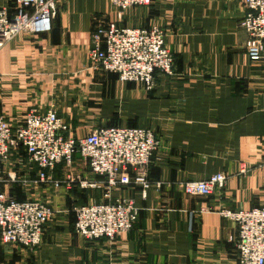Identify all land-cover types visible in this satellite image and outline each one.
Masks as SVG:
<instances>
[{
    "label": "crops",
    "instance_id": "obj_1",
    "mask_svg": "<svg viewBox=\"0 0 264 264\" xmlns=\"http://www.w3.org/2000/svg\"><path fill=\"white\" fill-rule=\"evenodd\" d=\"M12 5L0 0V7ZM245 12L242 0H154L124 10L108 0H59L49 32L19 33L0 49V115L9 124H21L32 107L44 111L55 103L74 136L103 126L150 128L160 144L147 178L161 182L145 198L139 184L118 186L113 194L139 208L136 222L113 239L86 240L74 230L73 207L102 200V191L35 183L38 168L24 153H9L0 175L18 180L2 188L54 213L34 250L0 242V264H238L237 227L222 211L264 206V59L251 61L245 52L247 33L238 26ZM100 20L160 26L173 75L156 71L146 91L91 69L90 31ZM68 172L93 178L78 154L72 167L59 163L51 174L64 179ZM216 172L226 174V183L209 196L180 187Z\"/></svg>",
    "mask_w": 264,
    "mask_h": 264
},
{
    "label": "built area",
    "instance_id": "obj_2",
    "mask_svg": "<svg viewBox=\"0 0 264 264\" xmlns=\"http://www.w3.org/2000/svg\"><path fill=\"white\" fill-rule=\"evenodd\" d=\"M119 10L131 6H149L154 0H108ZM59 0H13L12 9L0 7V49L19 33H45L53 26ZM246 9L238 26L247 33L245 52L251 61L264 59V0H242ZM164 30L149 27H119L113 20L97 21L90 31L87 50L90 68L117 75L120 82H135L150 91L156 84L155 72L173 75V54L165 45ZM70 127L58 115L55 103L46 110L30 108L18 125L9 124L0 115V161L15 151L24 153L38 168L35 183H51L67 187L102 191V200L73 207L74 230L86 240L113 239L129 231L137 220L139 208L132 198L114 195L122 184L135 183L141 196L153 184L147 172L160 140L146 127L103 126L82 136L70 133ZM78 154L93 178L68 172L64 179H55L51 172L57 164L72 167L73 155ZM260 168L264 173V153ZM248 167L240 163L239 174ZM227 176L216 172L204 179L180 183L183 192L191 196H209L224 188ZM0 175V242L19 245L29 250L38 247L44 225L54 211L37 199L17 200L2 185L17 181ZM206 207L201 206L203 212ZM237 227L233 239L238 264H264V206L238 211H222Z\"/></svg>",
    "mask_w": 264,
    "mask_h": 264
},
{
    "label": "trees",
    "instance_id": "obj_3",
    "mask_svg": "<svg viewBox=\"0 0 264 264\" xmlns=\"http://www.w3.org/2000/svg\"><path fill=\"white\" fill-rule=\"evenodd\" d=\"M151 91V90H150Z\"/></svg>",
    "mask_w": 264,
    "mask_h": 264
}]
</instances>
